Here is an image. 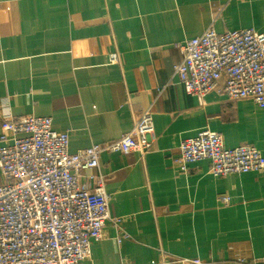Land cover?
Listing matches in <instances>:
<instances>
[{
    "label": "crops",
    "instance_id": "crops-1",
    "mask_svg": "<svg viewBox=\"0 0 264 264\" xmlns=\"http://www.w3.org/2000/svg\"><path fill=\"white\" fill-rule=\"evenodd\" d=\"M208 27L264 33V0H0V117H51L74 153L117 139L146 108L153 114L149 151L104 152L91 171L106 178L110 213L124 217L128 238L117 243L106 221L89 264L264 257V171L214 176L208 160L176 165L180 141L204 128L264 156V107L218 90L200 105L173 76L178 43Z\"/></svg>",
    "mask_w": 264,
    "mask_h": 264
},
{
    "label": "built area",
    "instance_id": "built-area-1",
    "mask_svg": "<svg viewBox=\"0 0 264 264\" xmlns=\"http://www.w3.org/2000/svg\"><path fill=\"white\" fill-rule=\"evenodd\" d=\"M181 59L173 76L200 105L215 90L227 99H251L264 107V33L240 28L216 33L208 27L178 43ZM109 62L118 60L116 53ZM155 141L149 108L135 115L132 127L111 141L68 151V134L52 128L48 116L0 117V264H89L91 244L101 239L106 221L117 228L116 242L128 235L113 216L106 178L97 170L102 153H146ZM176 165L208 160L214 176L264 171V156L252 144L226 147L221 134L202 129L180 141ZM89 171L83 180V173ZM218 200L229 203L227 195ZM242 264H264V257ZM202 264L169 256L165 263Z\"/></svg>",
    "mask_w": 264,
    "mask_h": 264
}]
</instances>
